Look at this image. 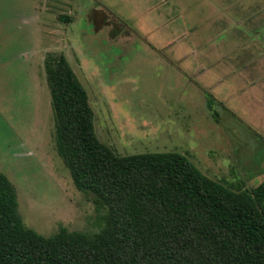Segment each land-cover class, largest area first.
Segmentation results:
<instances>
[{
	"label": "rangeland",
	"instance_id": "1",
	"mask_svg": "<svg viewBox=\"0 0 264 264\" xmlns=\"http://www.w3.org/2000/svg\"><path fill=\"white\" fill-rule=\"evenodd\" d=\"M58 55L115 155L175 152L234 190L264 182V0H0V174L26 227L94 235L106 215L56 151Z\"/></svg>",
	"mask_w": 264,
	"mask_h": 264
},
{
	"label": "trees",
	"instance_id": "2",
	"mask_svg": "<svg viewBox=\"0 0 264 264\" xmlns=\"http://www.w3.org/2000/svg\"><path fill=\"white\" fill-rule=\"evenodd\" d=\"M45 72L56 151L74 186L106 210L104 225L44 237L24 225L0 174V264H264V182L234 190L175 152L115 155L65 57L47 58Z\"/></svg>",
	"mask_w": 264,
	"mask_h": 264
},
{
	"label": "crops",
	"instance_id": "3",
	"mask_svg": "<svg viewBox=\"0 0 264 264\" xmlns=\"http://www.w3.org/2000/svg\"><path fill=\"white\" fill-rule=\"evenodd\" d=\"M225 89H227L228 91H227V97H229V99H230V94H233V95H235L234 93H232L233 91H232V87L231 86H227L226 84H225V88H224V90ZM231 89V90H230ZM237 95V94H236ZM241 96V97H240ZM237 97L239 98V100H241L242 101V95H237ZM264 109L262 110V112L259 110V115H261V114H263L264 112ZM256 114H257V112H255ZM250 114V116H252L251 114H253V113H249ZM257 123V122H256Z\"/></svg>",
	"mask_w": 264,
	"mask_h": 264
}]
</instances>
